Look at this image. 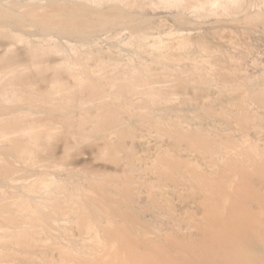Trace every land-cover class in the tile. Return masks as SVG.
Listing matches in <instances>:
<instances>
[{
	"label": "bare ground",
	"instance_id": "6f19581e",
	"mask_svg": "<svg viewBox=\"0 0 264 264\" xmlns=\"http://www.w3.org/2000/svg\"><path fill=\"white\" fill-rule=\"evenodd\" d=\"M0 264H264V0H0Z\"/></svg>",
	"mask_w": 264,
	"mask_h": 264
},
{
	"label": "rangeland",
	"instance_id": "374dc122",
	"mask_svg": "<svg viewBox=\"0 0 264 264\" xmlns=\"http://www.w3.org/2000/svg\"><path fill=\"white\" fill-rule=\"evenodd\" d=\"M21 65L23 66L22 68H29V65H27V64H21ZM13 102L15 103V101L10 98L8 101H6V104H8V106H12L14 104ZM8 112H9V109L7 110V113ZM38 116L39 115H36L35 118L38 117Z\"/></svg>",
	"mask_w": 264,
	"mask_h": 264
}]
</instances>
